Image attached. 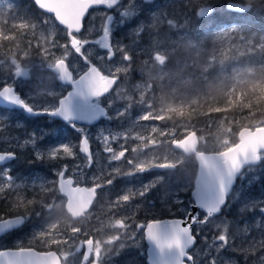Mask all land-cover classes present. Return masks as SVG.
I'll list each match as a JSON object with an SVG mask.
<instances>
[{
	"label": "rangeland",
	"instance_id": "1",
	"mask_svg": "<svg viewBox=\"0 0 264 264\" xmlns=\"http://www.w3.org/2000/svg\"><path fill=\"white\" fill-rule=\"evenodd\" d=\"M161 1L164 0H123L115 8L114 22L110 27V42L113 45L119 42V48L113 58L108 59L105 50L100 48L99 45L89 44L86 46L87 54L91 56L92 62L101 68L104 76H111L120 81L111 97V103L109 104L111 114L108 120L104 124L98 125L92 130L90 129L89 133L83 134L95 145L93 165L89 166L87 160L79 157L75 152L73 157L61 155L58 159H50L47 156L48 150L52 147H59L61 143H66L65 137L68 134L74 135L71 130L57 123L50 122L48 118L45 119L46 124L40 122L42 126L35 127L27 135L20 137L13 131L14 128H20L21 124L13 127L1 125L0 147L7 143H12L16 145L15 148L17 150L26 151L36 159V150L41 151L45 155L43 159H37L38 161L34 163V167L28 171L32 173L30 175H11L12 181H9V171H4L0 176V193L5 190L16 197L17 200L15 202L35 205L37 210L40 208L37 211L38 213L43 212L44 219L57 216L54 221L51 218V221L44 223L42 228H33L26 236L24 234L15 235L11 240V246L23 248L32 245L45 251L51 250L52 248L48 245H54L59 242L57 232L53 229L57 228V226L62 227L63 230L67 228L68 232L74 233L75 239L78 240L77 233L81 232L85 235L87 229H89L87 221L90 220L91 222H96V227L87 234H90L87 237H91L89 240L93 242L92 256L94 258L98 256L103 258L107 255L111 259L122 249L127 259L121 264L133 262L137 257L134 255H139L145 262L146 245L140 225L142 227L146 226L149 220L146 219L142 222L140 217L139 220H136L138 215L133 219L137 209L141 210L143 215L157 209L161 212H171V214L180 212V218H186L184 212L189 211V204L191 203V197L186 198V194L189 193L190 195L192 176L187 171L180 173L181 170L176 172L174 177L172 176L173 171L163 175L156 174L155 171L161 166L188 165L196 168V165H193L195 162L192 156L184 157L181 153L173 151L166 140L157 141L156 138H153L154 134L159 133V128L162 129V134L169 132L166 127H160V125L168 122L166 119L169 116V112L174 110L172 101L160 100L162 104L159 103L160 107L158 110L154 108L146 109V106L151 104V102L150 100H144V95L151 84H147L144 81L131 83L125 80L127 70L125 57L131 52V50L124 49L125 44H134V47H136V43L140 41L138 31H142L143 36L140 42L142 50L157 48L156 51L150 50L149 52H159L161 54L162 50H159V46L162 43L159 40L157 41V38L162 35V31L168 34L175 30V28H172L169 31L170 26L167 25L169 18L175 16L176 8L174 7L177 6L178 10H182L184 5H187L184 2L180 5L175 3L169 8L163 6ZM165 1L171 2L172 0ZM125 11L129 14L122 15ZM191 11V7L188 6L187 13L181 14L182 16H179V18L183 22H187ZM2 18L4 17L0 14V20ZM90 20L92 22L87 24L86 30L81 36L92 41L99 39L102 35L104 20H101V12L99 11L95 12L90 17ZM43 21L46 25L45 30L34 31L36 26L32 27L31 24V33L35 38L33 46L41 48L42 60L38 59V57L34 59L27 54L16 56L15 53L1 57L3 60H15L19 64L22 63L21 66L24 68L32 64L31 83L33 84V81H35L39 86L32 92L28 90L26 99L35 108L42 106V109H53L57 101L55 97L63 91V88L54 84L53 79L49 82L44 81L45 79L49 80L48 71H50V66L56 60H62L69 69L80 72V70L86 69L87 65L78 54L74 53L70 46L68 50L63 47L69 44V42L60 40V38L65 36L66 32L59 29L51 17H45ZM1 31L2 29H0V35ZM115 31L117 32L116 34ZM157 32H160V35L153 34ZM228 33L229 29L219 33L220 42L224 46H228L226 42L229 40H225ZM135 36H139L137 40ZM238 48L239 46L236 45L231 46V49ZM99 57L105 58L99 59ZM18 58L21 61H18ZM149 65L152 67V62ZM15 82L21 86L26 84L17 75L0 78V85L5 83L11 85ZM41 94L44 95V102L37 103V96ZM178 103L181 104L180 102ZM141 104L142 109L139 108ZM2 118L3 116L0 115V121ZM33 124L37 126L38 122L34 121ZM174 125L177 136L193 132L188 123L180 122L175 124L174 122ZM213 125L214 123H212L211 127L204 129L205 135H200L199 137V150L203 152H219L233 145L232 137L234 133L230 129L225 128L222 122L214 126L215 130L213 133ZM32 134L37 138L35 146L25 143ZM22 144L24 147L21 148L19 145ZM162 145L164 146L163 150L159 149ZM141 167L144 168L143 171L140 170ZM262 168H264V156H261L259 166L248 167L244 170L230 198L232 205L235 204L239 212L246 215L250 214L249 216L247 215L248 221L246 220V223L250 228L254 227L261 241L264 240V217L258 207L250 210V206L252 203L264 201V170ZM61 171L71 177L75 184L84 185L88 188L96 186L100 192V198L97 199L95 206L92 207L94 209L84 219L80 220L78 225L68 222L67 213L63 208L66 199L61 198L56 190V177ZM153 174H156V176H153ZM157 180L165 182L160 190L156 189L158 186ZM137 185L139 187H136ZM146 186L151 187L146 189ZM110 190L111 192L120 191L123 193L117 194L113 199H108L106 196ZM124 196H129L130 199L125 201L123 200ZM106 211L109 213L105 214ZM203 216L204 214L200 212L201 219H203ZM59 220L67 224H59ZM214 222L215 220L213 219L208 224H214ZM207 225L193 228L196 242L190 254L193 255V259L198 264H206L208 260L213 258L218 262L217 264H221L224 254L230 249L229 237L228 244L220 248L221 242L217 239L219 234L213 238L204 237V229ZM211 230H216V225L211 227ZM42 236L47 238L46 242L41 238ZM116 238H121L123 241L116 240L114 242ZM76 240L72 244L74 247L73 251H83L84 242ZM252 246H255V243L245 245L242 250L247 252L249 249H254ZM112 249L115 250L110 253ZM211 249L214 250L216 255L210 254ZM223 250H225V253L221 255ZM225 262L226 264H237L233 260L231 261L230 258L225 260ZM111 264L115 263L111 262Z\"/></svg>",
	"mask_w": 264,
	"mask_h": 264
},
{
	"label": "trees",
	"instance_id": "2",
	"mask_svg": "<svg viewBox=\"0 0 264 264\" xmlns=\"http://www.w3.org/2000/svg\"><path fill=\"white\" fill-rule=\"evenodd\" d=\"M161 2L163 6L169 8L175 3L180 5L184 2L192 9L188 21L183 22L179 16L187 13L188 6L184 5L182 10H178L175 6V16L169 18L167 25L170 26L169 31L172 28L177 31L173 30L168 34L162 31V35L157 38V41H161V46L169 50L166 54L169 81L159 89L158 96H160L159 100L173 101L174 110L170 111L172 119L175 122L182 120L188 123L199 137L205 135L204 129L211 127L212 123H214L212 129L214 133V126L222 122L225 128L234 133L233 144L236 142L238 130L262 126L264 124V0H172L171 2L164 0ZM227 2L250 4V9L245 13L231 12L226 9ZM205 8L213 10L201 16L199 10ZM226 29H229L225 38L229 40L226 42L228 46H224L219 39V33ZM157 34L160 35L159 32ZM232 45L239 48L231 49ZM135 70H131L130 77L128 76L133 79L132 82L138 77ZM183 73L186 74L187 80L182 82ZM173 79L177 82L174 85L171 82ZM185 169L194 179L195 166L183 165L179 168L180 173ZM189 197V193L186 194V198ZM232 204L229 199L221 213L211 219L215 222L206 226L204 237L213 238L227 231L229 243L238 240V247L235 250L230 247L226 253L223 250L221 255L225 253L224 257H227V260L230 258L237 264H242L240 263L242 258L246 259L245 264L264 263V240H260L254 227L250 228L247 225L246 220L248 221L250 214L247 216L239 212L237 206ZM13 206L14 209L11 210L13 215H32L34 212L33 205L29 203H16ZM138 212L141 216L137 217L135 214L133 219L137 217L136 220H139L140 217L142 222L146 219L181 217L180 212L171 214L157 209L145 215L141 210ZM215 225L216 230H211ZM243 239L248 243H255L254 255L248 253L253 249L247 252L242 250L245 245H249ZM124 260L125 256L120 252L117 261L121 264Z\"/></svg>",
	"mask_w": 264,
	"mask_h": 264
},
{
	"label": "flooded vegetation",
	"instance_id": "3",
	"mask_svg": "<svg viewBox=\"0 0 264 264\" xmlns=\"http://www.w3.org/2000/svg\"><path fill=\"white\" fill-rule=\"evenodd\" d=\"M122 1L123 0H121L118 5H120ZM116 7L112 8L111 10H107L105 8H98V9L90 10L88 12L86 18L83 20L82 30H81L80 34H77L78 37L84 34L86 27H87V24L92 22V20H90V17L93 16V14L97 11L101 12V20H104V24L107 21L106 16L112 15L113 19H112L111 23L109 24V27H111L113 22H114V10ZM0 10H1L0 11L1 16L4 17L0 20V27H1L0 29H2L1 35H0V78L1 77H7L9 75L10 76L17 75L19 78H21L26 83L25 85H22V86L19 85L17 82H15L11 85H8L7 83H5V84H1L0 87L12 86L16 95L21 97L29 106L33 107L31 105L30 101H28L26 99L28 90L32 92L36 89V87L39 86V84L35 81H33V84L31 83V74H32L31 68L33 67V65L30 64L27 68H24L21 66L22 63L19 64L15 60H7V59L3 60V58L1 56L12 55L13 53H15L16 56H18L20 54H27V55H30L31 57H33L34 59H36L38 57V59L42 60L43 56L41 53V48L40 47L35 48L33 46V44L35 42V38H34V36H32V33H31L32 32L31 31V24H32V27L36 26V29H34V31L40 30V29L45 30L46 25L43 21V19L45 17L46 18L51 17L53 19L54 23L56 24V26L59 29L66 32L65 36L63 38H60V40L62 42H69L68 32L66 29L57 25V23L54 20L53 15L44 13L39 8H37L36 5L33 3V0H0ZM168 21H170V20H168ZM138 32L140 35V41H138L136 43V47H134L135 46L134 44H125L124 49L125 50H131L130 54L125 57V60L127 61V64H126L127 70H126L125 80L128 82H131V83H135L136 81H144L147 84L150 83L151 86L148 87L147 93H145V95H144V97H145L144 100H150L151 104L147 105L146 109L154 108L155 110H158V108L160 107V105H159L160 100H158L159 97H157L159 89L163 88L165 86V84L169 81L167 67H166V61H167L166 54L169 50L163 48L161 45L159 46V50L160 51L162 50L161 54L159 52H154V53L149 52L150 50L156 51L157 48L142 50V45L140 44V42H141V38L143 36L142 35L143 32L142 31H138ZM116 33L117 32L115 31V34ZM157 33H153V34H157ZM138 37L139 36H135V39L137 40ZM74 40H75V42H74L73 46L76 47L79 44V41L76 38H74ZM124 42H125V40H124ZM125 43H127V42H125ZM132 47H134V48L131 49ZM18 61H21V60L18 58ZM59 61H62V60H56L52 64V66H50V71H48L49 75H50V77L48 78L49 80H46V79L44 80L45 82H49L51 79H53L54 84L60 85L63 88V91L55 97L57 99V101H56V105L53 107V109L58 108L59 107V101L62 100L64 97H66V95L69 92L73 91V87L70 85V83H61L58 80V74H56L55 68H56V63ZM140 62H142V63H140ZM150 62H152V67H150V65H149ZM65 65L67 67L66 63H65ZM91 67H95V65H91ZM133 69H136L135 71L138 74V77L134 82H132L133 81L132 78L128 77L129 73ZM67 70L71 74L70 82L75 84L81 77L79 79H74L73 74H74V76H76L77 74H82V72L86 69H84L83 71L80 70V72H76L75 70H71L67 67ZM151 76H152V78H149ZM108 78L111 79L113 82L112 87L108 88L107 91L104 93V95L99 96V97L93 99L92 101H90L88 103L89 108L90 107H93V108L100 107L105 111L104 115L101 118H99L97 122H95L93 124L64 123L61 120H58V119H56L52 116L46 115V114H41V115L33 114V115H31L32 113L26 111V109L22 105L10 102V101L6 100L5 98L0 97V115L3 116V118L0 121V127H1V125H5L7 127H9V126L13 127L15 125L21 124L22 126H20V128L19 127L14 128V131H13L14 133L18 134V136L20 137L22 135H27L28 132L35 129V127L42 126V125H40V122L45 123V119L48 118V120L50 122L57 123L61 126H64V127H66V129L71 130L74 133V135L68 134L65 137V142L68 143L69 146L73 148V151L79 157L85 158L87 160L89 166L93 165L95 150H96L95 145L93 143H91L89 140V151H90V153L87 154L89 156V159H87V155L80 151V142L84 136L83 134H87L90 132V129L92 130L94 127L104 124L105 121L108 120V118L110 117V114H111L110 109L111 108H110L109 104L111 103V97H112L113 91L118 87L120 81H119V79H116L114 77H111V76L105 77L103 75V79H108ZM186 80H187L186 74L183 73L182 74V82L186 81ZM171 82L173 83V85L177 83V82H175L174 79ZM0 90H2V88H0ZM166 91H168V90L166 89ZM37 98H38L37 103L44 102V100H43L44 95L43 94L37 96ZM162 100H165V99H162ZM160 104H162V103H160ZM33 108L37 111L42 110V106L40 108H35V107H33ZM139 108L142 109V104L139 106ZM44 110L50 111L52 109H44ZM135 114H137V113H135ZM166 120L168 122L162 123L160 125V127H166L169 132H167V133L165 132V134H162V129L159 128V133L154 134L153 138L154 139L156 138L157 141L166 140L169 144V147L173 151H175V149L173 148V144L178 142V141H181L188 134H180L179 136L176 135L175 130H174V128H175L174 122L175 121L172 119V115L170 112H169V116ZM34 121L38 122L37 126H35L33 124ZM122 128H123V126H122ZM81 129L84 130L83 133L80 131ZM15 146L16 145H13L12 143H9V144L7 143V144L2 145L0 147V153H7V152H14L15 153V156L11 160H9L3 164H0V176L6 170L9 171L8 175H10V176L11 175L17 176V174L21 175V176L32 174V173H29L28 171H30L34 167V163L37 162L38 160L26 151L17 150L15 148ZM159 149L163 150L164 146L162 145ZM199 149H200V144H198V151L202 152ZM175 152H177V151H175ZM177 153H180V152H177ZM190 156H184V157H190ZM161 167H163V168H157L155 170L156 174H162L163 175L164 173H171L173 171L172 176L174 177L176 170H179V168L181 166H173L172 168H167L168 166H161ZM184 171H187V169H185ZM156 174H153V176H156ZM60 175L63 176V179H71L72 180V182L70 183L71 188H74L76 186L84 187L87 189L95 187V198H94L90 208L88 209V211L84 212L78 218H73V216L70 213H68L67 210L65 209L66 202H67L66 197L64 195H62L60 190H58L59 174L56 177V190L59 192L61 198L66 199V201H64L63 208H64L65 212L67 213L68 222H70L74 225H78L79 221L84 219L87 216V214L94 209L92 207L95 206V202L97 201V199L100 198L99 189L96 186H92V187L90 186L89 188L84 186V185L79 186V185L75 184V181L71 177H68V175H66L65 173L61 172ZM157 181L159 183H158V186L156 189L160 190V189H162V186L165 184V182L163 180H157ZM237 183L238 182H236V184ZM136 187H139V185H137ZM122 193L123 192H120V191L119 192H117V191L111 192V190H110L107 192L106 197L108 199H113L114 196H116L117 194H122ZM230 198H231V196L229 198H227L224 207L227 205ZM16 200L17 199L14 195H10L5 190H3L0 193V220L10 219V218H14V217H21L25 221V223L23 225L19 226L18 228H15L13 230H10V231H8V232H6L0 236V251L5 250V249H26V248H30V249H34L37 252H52L56 256L58 264H111V262H113L115 264L118 263L117 260H118L120 252H123L122 249L119 250L117 255L111 259H109V257L107 255L103 258H100L99 256L94 258L92 256L93 242L91 240H89V239H91V237H87L90 234L89 235H87V234L90 233V231L96 227L95 226L96 222H91L90 220L87 221V226L89 228V229H87V233L85 235H83L81 232L77 233V238H79L78 240L75 239L74 233L68 232L67 228L63 230L62 227L57 226V228L53 229L54 231L57 232L59 242H56L54 245H48L50 248H52L51 250L48 249L45 251L41 248H38L37 246L35 247L32 245H29L28 247H23V248H16L15 246H11L10 245L11 240L15 237V235L24 234V236H26L27 234H29V232L33 228L34 229L39 228V227L42 228L44 223L46 224L48 221H51L50 220L51 218H53L52 220L54 221V219H56V217H57V216L56 217H49V218L44 219L43 218V212L38 213L37 211H39L40 208L37 210L35 205H33L34 212L32 213V215H26V214L13 215L12 211H11L14 209L13 205H15L16 203L26 204V203L15 202ZM190 204H189V206H190ZM19 207H23V206L19 205ZM24 208H26V207H24ZM138 210L139 209H137V211L135 213L137 215H140ZM189 210H190V207H189ZM108 213L109 212L106 211L105 214H108ZM162 219H175V218H162ZM155 220H161V219H155ZM155 220H149L148 222L155 221ZM59 224H67V223H63L62 220H59ZM144 227H142V225H140V228L142 230H144ZM61 234H63V235H61ZM41 238L44 240V242H46L47 238L45 236H42ZM143 238H144V236H143ZM205 238H208V237H205ZM74 240H76L78 242H80V241L84 242L83 251H73L74 247L72 246V244H73ZM116 240L123 241V239H121V238H116L114 240V242ZM237 241L238 240H233L232 244H230V247H233L234 250L238 247L239 241L238 242ZM243 241L245 243L249 244L246 239H243ZM195 242H196V239H195ZM87 244H91L90 249L92 247V249L90 250V252L88 254H87ZM194 245H195V243H194ZM194 245H193V247H194ZM252 248H254L253 251H250L248 253H251L254 255L255 246H252ZM192 249H190L189 252H191ZM114 250L115 249H112L110 251V253H113ZM211 253L215 254L214 250L211 249L210 254ZM123 256H125V255L123 254ZM134 256H137L136 259L133 262L130 261L128 264H143V261H142L141 257H139V255H134ZM226 258L227 257H223V262H222L223 264H226V262H225V260H227ZM126 259L127 258L125 257V260ZM245 262H246V259L242 258L240 260V263H242V264H245ZM145 263H146V259H145ZM185 264H189V262L185 261ZM248 264H250V263L248 262Z\"/></svg>",
	"mask_w": 264,
	"mask_h": 264
},
{
	"label": "water",
	"instance_id": "4",
	"mask_svg": "<svg viewBox=\"0 0 264 264\" xmlns=\"http://www.w3.org/2000/svg\"><path fill=\"white\" fill-rule=\"evenodd\" d=\"M85 2L86 0H33V3L36 5L37 8H39L44 13L53 15L57 25L66 29L68 33L75 26H78L79 24L78 13L80 11L81 6ZM229 4L233 5L236 9H230L228 7ZM46 6H57L58 10L56 11L55 16L53 13H49L46 10H44ZM96 8H105V7L96 6L90 8L89 11ZM226 9L234 12L243 13L250 9V5L249 4L242 5L236 2H227ZM107 10H111V9H107ZM87 14L88 13H86L84 19L86 18ZM74 42L75 40L73 38L72 43L74 44ZM55 72L56 74H58V80L61 83H70V85L73 87V91L69 92L66 95V97H64L62 100L59 101V107L61 105V102H66L65 105L66 110L73 112L74 115L70 117V120H65L61 116H52V115L49 116L61 120L64 123L93 124L97 122L98 119L104 115L105 111L100 107L89 108L88 103L93 99L104 95L107 89L112 87L113 85L112 80L109 78L103 79L102 81L103 90L100 91L98 94L93 95L91 94L92 88L95 87L96 84H99V81H97L96 84H94L91 79H89L88 81H84L83 77H81L75 84L71 83L70 82L71 74L67 70V67L63 61H59L56 63ZM69 97L71 98L69 99ZM31 115H33V113ZM87 116H94V118L93 119L81 118ZM236 139L237 142L235 143V145L219 153L196 152L197 140L193 134H190L181 141H178L173 144V148L176 151H181L185 156L194 154V160L197 163L196 177L193 182V190L191 191L192 203L189 206L190 211H192L193 213L202 211V209L198 205V201H200L201 199L205 201H211L216 198L217 196L216 185L220 182L221 178L227 174L231 162L235 158L243 157L247 152L253 149L259 151L260 154L264 153V125L253 129L243 128L238 131ZM0 154H6V153H0ZM13 157L6 158V160L0 162V164H3L11 160ZM259 162H260V158L257 160L246 162L243 165L242 170L234 175V177L232 178V182L229 185H227L226 199L230 195L232 188L235 185L236 178L240 175L243 169L246 168L247 166H257ZM159 168H163V167H159ZM167 168H172V166H169ZM201 179L206 180L207 183L211 186L209 192L204 193L203 195H201L198 191V181H200ZM71 182H72L71 179H63V176L59 175L58 190H60L62 195H64L67 199L66 207H65L67 212L70 213L73 216V218H78L84 212L88 211V209L90 208L95 198V187H92L90 189L84 187H78V186L71 188L70 187ZM225 203L223 204V206L225 205ZM261 213L264 216V212ZM15 218H21V217H14L10 219H15ZM7 220L8 219L0 220V222H6ZM171 220L172 219H162V220L150 221L144 227L143 234H144V243L146 245L145 254H146L147 264H176V257L179 255V250L175 246L171 248L165 247L163 250H161L157 246L155 241L150 239L148 236V227L153 224H159L161 226V232L170 234L172 225L171 223H167V222H170ZM3 234L4 233L0 234V236ZM90 246L91 244H87V254L90 252ZM192 248L193 246L189 247L187 251H189ZM0 261H2L3 264H58L57 258L52 252H37L34 249H30V248L2 250L0 251Z\"/></svg>",
	"mask_w": 264,
	"mask_h": 264
},
{
	"label": "snow or ice",
	"instance_id": "5",
	"mask_svg": "<svg viewBox=\"0 0 264 264\" xmlns=\"http://www.w3.org/2000/svg\"><path fill=\"white\" fill-rule=\"evenodd\" d=\"M119 3V0H86V2L81 6L80 11L78 13L79 16V24L78 26H75L69 33V44L64 45L63 47L68 50V47L72 50H74L75 54H78L85 64L87 65L86 70L82 72V74H77L73 77L74 79H79L80 77H83L84 81H88L91 79L94 84H96L97 81H99V84H96L95 87L92 88L93 95L98 94L100 91L103 90V75L104 72L101 70L100 67H98L95 63L92 62L91 56L87 54L86 46L89 44H96L99 45L100 48L105 50L106 56L108 59L113 58L117 50L119 48V42H116L115 45H113L110 42V27L109 24L111 23L113 17L112 15H107L106 20L107 23H105L102 27V35L99 37V39H95L90 41L89 39L79 36L77 34L81 33L82 30V21L88 13L90 8L96 7V6H104L106 9H112L114 6H117ZM39 6V5H38ZM228 7L230 9H236L233 5L229 4ZM49 13H53L55 16L56 11L58 10L57 6H46L44 8ZM213 9L211 8H205L200 9L199 14L201 16L210 13ZM129 13L127 11L123 12L122 15H128ZM73 38H76L79 41V44L74 47L73 46ZM69 55V52H68ZM105 57H99V59H104ZM123 59V58H122ZM91 65H95V67H91ZM72 72V71H71ZM73 73V72H72ZM110 74V71H109ZM64 78V77H62ZM2 90H0V97L5 98L6 100L22 105L26 111L41 115V114H47L52 116H61L65 120H70V117L73 114V112L66 110V102H61L60 107L52 110H44L41 111L35 110L33 107L29 106L21 97L16 95L14 89L12 86H2L0 87ZM71 97H69L70 99ZM81 118H87V119H93L94 116H87V117H81ZM82 133L84 132L83 129L80 130ZM26 144L30 143L31 145L35 146L37 143V138L34 134L30 137L28 141H25ZM21 148L24 147V145H19ZM80 151L85 154H89V139L86 135L83 136L81 142H80ZM35 155L37 159H43L44 153H42L39 150L35 151ZM61 155L67 156V157H73L74 151L73 148L69 146V144L61 143L59 147H52L47 152V156L50 159H58ZM15 156L14 152H7L6 154H0V162L5 161L8 157ZM261 156L259 151L253 149L249 152H247L243 157H237L232 162L231 165L227 171V174L221 178L220 182L216 185L217 190V196L214 200L211 201H205L201 199L198 201L199 207L202 209L204 216L203 219L200 217V212L193 213L192 211H185V217L181 219H172L170 222L172 228L170 234H166L161 232V226L159 224H153L148 227V236L150 239L154 240L157 246L163 250L165 247L171 248L175 246L179 250V255L176 257V264H185V260L189 262V264H198L196 260L193 259V255L190 254L187 249L194 245L195 239L193 235V228L199 227L201 225H207L208 222L211 220V218L214 217V215L218 214L220 212L221 207L226 202V194H227V185H229L232 182V178L235 174L239 173L243 165L246 162L257 160ZM87 159H89V156L87 155ZM141 171L144 170L143 167L140 169ZM63 172V171H61ZM59 173V175L61 174ZM64 173V172H63ZM7 175V173H5ZM8 180L12 181V177L8 175ZM151 186H146V189ZM211 186L207 183L206 180L201 179L198 181V191L201 195L204 193L209 192V189ZM130 199L129 196H124L123 200L128 201ZM259 208L261 212H264V201H258L255 203H252L250 206V210H254L256 208ZM25 221L22 218H15V219H8L6 222H0V234L8 232L10 230H13L15 228H18L19 226L23 225ZM218 241H220V248L225 247L228 244V235L227 231H224L217 237ZM7 255V254H5ZM0 264H3L2 261H0ZM206 264H216L215 259L208 260Z\"/></svg>",
	"mask_w": 264,
	"mask_h": 264
},
{
	"label": "bare ground",
	"instance_id": "6",
	"mask_svg": "<svg viewBox=\"0 0 264 264\" xmlns=\"http://www.w3.org/2000/svg\"><path fill=\"white\" fill-rule=\"evenodd\" d=\"M121 1V0H120ZM120 3V2H119ZM242 5H246V4H242ZM250 5V4H249ZM96 9H98V8H96ZM93 10V9H92ZM230 11V10H229ZM231 12H234V11H231ZM247 12V11H246ZM236 13H239V12H236ZM243 13H245V12H243ZM183 30V29H182ZM165 32V31H164ZM160 33V32H159ZM183 34V33H182ZM182 34H180V35H182ZM178 35V34H177ZM151 38V37H150ZM179 41V40H178ZM172 45V44H171ZM163 47V46H162ZM164 48V47H163ZM130 77V76H129ZM170 102V101H169ZM173 102V101H172ZM170 121V120H169ZM179 122H184V121H177V122H175L176 124L177 123H179ZM186 123V122H185ZM264 125V124H263ZM262 125V126H263ZM257 127H259V126H257ZM254 128H256V127H254ZM243 129V128H242ZM253 129V128H252ZM241 130V129H240ZM239 131V130H238ZM202 133V132H201ZM238 133V132H237ZM190 134H193L194 136H195V138H196V140H197V148H196V152H199V153H219V152H222V151H224V150H227V149H229V148H227V149H224V150H222V151H219V152H200V151H198V144H200V142H199V136H197V134L193 131V132H191V133H189L188 135H190ZM187 135V136H188ZM236 136H237V134H236ZM236 142H237V139H236ZM235 142V143H236ZM235 143L233 144V145H235ZM232 145V146H233ZM231 146V147H232ZM230 147V148H231ZM176 151V150H175ZM177 152H180V153H182L181 151H177ZM183 154V153H182ZM263 153H261L260 155H262ZM184 155V154H183ZM185 156V155H184ZM188 156H190V155H188ZM191 156H193V160H194V154H192ZM194 162L195 163H193L194 165L196 164V172H197V163H196V161L194 160ZM261 163V157H260V162H259V164ZM258 164V165H259ZM257 165V166H258ZM257 166H247L246 168H248V167H257ZM246 168H244L243 169V171L240 173V175L244 172V170L246 169ZM196 172H195V177H196ZM240 175L236 178V181H235V185H236V182L238 181V179H239V177H240ZM195 177H194V179H195ZM194 179H193V182H194ZM159 183V182H158ZM235 185L233 186V188H232V191H231V193H230V195L227 197V198H229L231 195H232V192H233V189L235 188ZM193 190V184H192V188H191V191ZM191 191H190V197H191ZM227 200V199H226ZM118 201V200H117ZM71 202V201H70ZM191 203H192V200H191ZM73 204V203H72ZM73 208H75V207H73ZM224 208V206L221 208V210ZM221 210H220V213H221ZM190 211V210H189ZM198 212H202V211H198ZM203 213V212H202ZM219 213V214H220ZM204 214V213H203ZM219 214H217V215H214V217L215 216H218ZM262 214V213H261ZM213 217V218H214ZM264 217V216H263ZM175 219H181V218H175ZM212 219V218H211ZM162 220V219H161ZM102 226V225H101ZM100 229V228H99ZM143 236H144V234H143ZM146 251V250H145ZM145 256H146V254H145ZM147 264V263H146Z\"/></svg>",
	"mask_w": 264,
	"mask_h": 264
}]
</instances>
